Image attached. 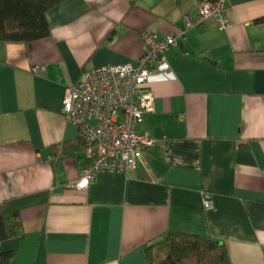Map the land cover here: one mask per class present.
<instances>
[{"label":"crops","instance_id":"0c3cea01","mask_svg":"<svg viewBox=\"0 0 264 264\" xmlns=\"http://www.w3.org/2000/svg\"><path fill=\"white\" fill-rule=\"evenodd\" d=\"M229 4L226 28L187 29L149 83L155 109L139 129L157 143L87 189L71 185L84 150L61 155L79 139L65 88L86 68L136 63L143 31L181 32L198 0H62L48 35L0 41V215L17 212L24 229L0 240L9 264H150L145 249H164L171 231L223 242L232 264H264V0Z\"/></svg>","mask_w":264,"mask_h":264},{"label":"built area","instance_id":"2783aa9c","mask_svg":"<svg viewBox=\"0 0 264 264\" xmlns=\"http://www.w3.org/2000/svg\"><path fill=\"white\" fill-rule=\"evenodd\" d=\"M229 10V0H198L196 15L185 14L181 32L161 36L143 31L144 51L136 63L86 68L65 88L61 111L85 142L79 178L72 186L89 188L99 171H127L157 143L149 131L139 129L144 115L155 109L149 83L165 69L167 52L180 43L187 29L211 18L224 29L229 24ZM32 70L40 72L41 68L36 65ZM203 204L205 208L213 205L211 194H204Z\"/></svg>","mask_w":264,"mask_h":264},{"label":"trees","instance_id":"16d2710c","mask_svg":"<svg viewBox=\"0 0 264 264\" xmlns=\"http://www.w3.org/2000/svg\"><path fill=\"white\" fill-rule=\"evenodd\" d=\"M62 0H0V41H30L50 32L47 11ZM82 138L64 142L63 156L83 151ZM24 233L17 212L0 215V240ZM158 245L147 247L150 264H232L226 245L193 232L171 231ZM15 250L0 252V264H9Z\"/></svg>","mask_w":264,"mask_h":264}]
</instances>
